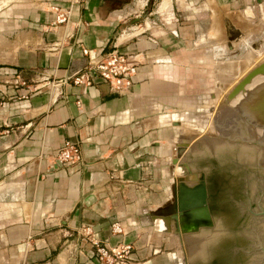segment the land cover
<instances>
[{"label": "crops", "instance_id": "obj_1", "mask_svg": "<svg viewBox=\"0 0 264 264\" xmlns=\"http://www.w3.org/2000/svg\"><path fill=\"white\" fill-rule=\"evenodd\" d=\"M184 1L161 0L141 21L147 0H0V181L17 202L0 238L16 264H106L83 225L109 247L131 244L126 264H172L171 238L150 212L172 184L175 116L154 108L182 82L173 52L183 48L185 27L170 19ZM60 11L70 13L64 23L55 22ZM114 45L139 60L127 92L66 81L85 66L83 47L105 54ZM17 76L25 84H14ZM65 140L79 144V164L55 161ZM114 222L125 231L112 232Z\"/></svg>", "mask_w": 264, "mask_h": 264}, {"label": "rangeland", "instance_id": "obj_2", "mask_svg": "<svg viewBox=\"0 0 264 264\" xmlns=\"http://www.w3.org/2000/svg\"><path fill=\"white\" fill-rule=\"evenodd\" d=\"M12 1L13 5H18L19 0ZM160 1L147 0L142 8L141 21L146 18H148L146 21H149L150 12L157 8ZM3 7L1 5L0 10ZM0 14H4V10ZM144 14L146 18L143 17ZM153 16L158 18L157 15ZM171 16L170 20L173 23L185 27L181 30L184 32L185 40L182 43L183 48L173 52L175 58L182 64V69H178L182 82L173 84L172 99L156 102L154 111L157 115L175 116L174 120L168 121V126L172 129L170 160L174 155L172 148H175L181 140L188 141L187 151L184 159L181 160H186L191 166V174L185 182L193 188L198 183V171L201 169L207 171L212 157V141L223 139L232 143H252L264 148V143H258L259 139H256L255 143L245 138L240 141L235 140L234 136L240 135L237 129L232 132L235 128L232 120L234 112L229 113L230 102H226V96L236 82L241 80L250 69L264 61L262 57L264 54V0H237L235 5H216L211 0H199L198 4H195L194 0H187L183 4L175 5ZM139 23H135V26ZM140 25L141 27L137 29L139 31L145 27L143 24ZM228 26L237 33L231 34ZM175 30L179 35L180 29L175 27ZM242 65L248 68L244 75L241 73L235 78L225 74L237 71ZM224 81L227 84L222 83ZM14 84L18 85L15 82ZM222 85L228 86L223 88ZM175 94H178V97ZM248 135L250 139V133ZM261 141L263 142V139ZM167 176L172 178L173 183L178 177L184 178L186 175L182 168L170 161L167 165ZM171 185L163 204L171 201ZM5 186L0 181V232L5 223V216L12 206L11 203H17L13 201V194L6 192ZM4 206L6 213L3 212ZM149 225L154 226V223L151 221ZM156 228L159 230V226L156 225ZM212 228L213 226L197 233L183 234L182 242L175 232L167 233L171 238L169 243L171 245L167 251L175 254L172 264H182L183 259L189 262L188 264H207L205 255L201 257L196 253L200 251L198 248L203 242L200 238L201 234L206 232L210 234ZM5 248L7 247L3 245L0 238V264H16Z\"/></svg>", "mask_w": 264, "mask_h": 264}, {"label": "water", "instance_id": "obj_3", "mask_svg": "<svg viewBox=\"0 0 264 264\" xmlns=\"http://www.w3.org/2000/svg\"><path fill=\"white\" fill-rule=\"evenodd\" d=\"M138 20L136 18L134 21ZM260 74L264 75V61L250 69L226 96V102H231L243 92L233 105L235 128L232 132L236 129L241 132L240 136H234L236 141L247 137L249 127L264 129V81L249 89L245 88ZM187 145L186 140L178 142L172 148L174 155L171 158V162L182 168L186 176L173 181L171 201L151 211V219L161 216L172 222V231L179 236L180 233H197L213 226L205 246L207 264H264V148L223 139L212 141V157L207 171L213 225L207 205L204 171H198V183L193 188L185 182L191 174L190 164L181 160L184 159ZM244 177L254 203L253 208L250 207V201L247 206L243 194ZM232 198L240 200L236 202L239 208L231 202ZM237 250L252 255L247 257Z\"/></svg>", "mask_w": 264, "mask_h": 264}, {"label": "built area", "instance_id": "obj_4", "mask_svg": "<svg viewBox=\"0 0 264 264\" xmlns=\"http://www.w3.org/2000/svg\"><path fill=\"white\" fill-rule=\"evenodd\" d=\"M69 14V11H60L55 17V22H66ZM82 53L88 58L85 66L67 77L66 81L70 80L74 85L89 87L96 80H99L106 83L113 92L118 94H124L130 89L139 65V60L135 54L120 51L116 45L105 54L97 53L86 47L82 48ZM15 81L16 83L25 84L19 76L16 77ZM79 102L77 100V104ZM54 159L57 163L64 165L79 164L81 161L79 144L65 140ZM111 226L114 233H123L125 231L119 222H114ZM81 233L87 236L95 247L98 260L106 264L127 263L133 249L131 244L109 247L106 243L97 240L90 225H83Z\"/></svg>", "mask_w": 264, "mask_h": 264}, {"label": "bare ground", "instance_id": "obj_5", "mask_svg": "<svg viewBox=\"0 0 264 264\" xmlns=\"http://www.w3.org/2000/svg\"><path fill=\"white\" fill-rule=\"evenodd\" d=\"M235 21H237V20H235ZM236 23V22H235ZM241 25V24H240ZM215 26V25H214ZM246 29V28H245ZM228 30L231 32V34H233V35H235V30L231 27V26H228ZM261 54V53H260ZM261 56V55H260ZM263 58H264V54H263V56H262ZM260 59V58H259ZM262 59V58H261ZM263 62V61H262ZM243 66V65H242ZM242 66H240V67H238V70L237 71H234V72H229V73H225V74H230L231 75V77L232 76H234L235 78L239 75V74H241L242 73V75H244V73H245V71H246V69H248V68H246V67H242ZM235 68H236V66H235ZM237 69V68H236ZM224 71V70H223ZM222 71V72H223ZM225 72V71H224ZM247 72V71H246ZM219 74H220V71L218 72ZM223 74V73H222ZM225 74H223V75H225ZM222 78V77H221ZM227 78V77H226ZM243 78V77H242ZM223 80V79H222ZM226 80V79H225ZM238 80H239V78H238ZM228 81V80H227ZM262 81H264V75L263 74H260V75H257V76H255L252 80H251V82L249 83V84H247L246 85V89H249V88H251L252 86H254V85H256L257 83H259V82H262ZM226 81H224V82H222V83H224V84H227V83H225ZM229 82V81H228ZM233 82V81H232ZM239 82V81H238ZM221 83V82H220ZM223 84V85H224ZM233 84H234V82H233ZM236 84H237V82H236ZM222 85V87L223 88H225V86H223ZM228 86V85H227ZM226 86V87H227ZM230 87V86H229ZM228 87V88H229ZM234 87V86H233ZM54 94H56V91L54 92ZM53 94V95H54ZM243 94V92H240L239 94H237L235 97H234V99H232V101L230 102V107H231V110L229 111V113L230 112H235V110L234 109H232L233 107V105L238 101V99L240 98V96ZM229 105V104H228ZM226 110V109H225ZM228 110V109H227ZM232 116H233V114H232ZM214 126V125H213ZM249 130V133H250V139H249V133L247 132V137H245V139H247V140H253L254 141V143L256 142L255 140L256 139H259V141H258V143L259 144H262V143H264V129H262V128H253V127H249L248 128ZM239 130V129H238ZM239 133V132H238ZM239 134H241V132L239 133ZM201 139V138H200ZM204 139V138H203ZM203 139H202V141H203ZM261 139H263V142L261 141ZM201 142V141H200ZM252 144V143H251ZM252 145H254V144H252ZM177 166V165H176ZM154 222H155V225H157V226H159V231H165L166 233H168V234H171L172 233V229H173V223L172 222H169V221H167V220H164L161 216H158V217H156L155 219H154ZM207 233V232H206ZM201 234V236H200V238L203 240V242L201 243L202 245L198 248V249H200V251L198 252V253H196L197 255H200L201 257L203 256V255H205V246H206V243H207V241H208V238H209V236H210V234L208 233V234ZM178 237H179V240L181 241L182 240V238H183V233H180V236L178 235V234H176ZM182 242V241H181ZM205 242V243H204ZM204 243V244H203ZM182 264H188L187 263V261L185 260V259H183V262H182Z\"/></svg>", "mask_w": 264, "mask_h": 264}, {"label": "flooded vegetation", "instance_id": "obj_6", "mask_svg": "<svg viewBox=\"0 0 264 264\" xmlns=\"http://www.w3.org/2000/svg\"><path fill=\"white\" fill-rule=\"evenodd\" d=\"M201 170H203L204 171V176H205V182H206V190H207V205H208V207H209V210H210V213H211V216L213 215V213H212V205H211V203H210V201H209V198H210V185H209V170L208 171H206V169H201ZM246 176V175H245ZM243 194H244V196L246 197V199H247V206H248V202L250 201V207L251 208H253L254 207V203L251 201V198H250V192H249V186H248V184H247V182H246V178L244 177L243 178ZM240 202V200H238V199H231V202H233L238 208H239V206L236 204V202ZM262 206V205H261ZM263 207V206H262ZM264 208V207H263ZM246 211V213L247 214H251V213H249L247 210H245ZM212 220H213V225H214V219H213V216H212ZM236 252H238V253H243V255H245V256H247V257H250L252 254H247V253H245V252H243V251H240V250H237ZM251 262H249L248 264H250Z\"/></svg>", "mask_w": 264, "mask_h": 264}]
</instances>
